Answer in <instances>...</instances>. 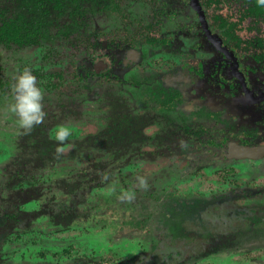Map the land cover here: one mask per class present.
<instances>
[{"label": "rangeland", "instance_id": "obj_1", "mask_svg": "<svg viewBox=\"0 0 264 264\" xmlns=\"http://www.w3.org/2000/svg\"><path fill=\"white\" fill-rule=\"evenodd\" d=\"M66 1L39 11L37 0H0V20L42 25L34 44L0 43V264H264V156L229 152L232 137L264 144L263 111L233 101L231 61L190 0ZM203 2L215 32L232 26L226 42L247 80H264V18L242 0ZM162 38L167 47L149 43ZM100 58L115 68L100 74ZM25 66L46 112L28 132L6 111ZM161 85L183 93L192 136L186 114L159 122ZM61 123L73 129L64 142L50 137Z\"/></svg>", "mask_w": 264, "mask_h": 264}, {"label": "flooded vegetation", "instance_id": "obj_2", "mask_svg": "<svg viewBox=\"0 0 264 264\" xmlns=\"http://www.w3.org/2000/svg\"><path fill=\"white\" fill-rule=\"evenodd\" d=\"M198 4L199 6H195L193 0H190V5L192 6V8L194 9V11L196 12L197 16L199 17V21L201 24V28L203 29L204 33L206 34V37L208 38V40L210 41V43L214 46V48L216 50H218V52L222 53L225 57H227L230 61H231V73L238 79L237 81L239 82V84L241 85L242 88V93L238 96H235L233 101L236 104H239L244 107H252L253 105L256 107H258V109H261V111H263V115L262 118H264V80H247V78L244 76V74L242 73V71H240V59L238 57V55L233 51V49L228 46L227 42H226V37H230V35H233L231 30H229L230 27H232L230 24H228L229 26H227V28L225 29V32L222 33V35L218 34L217 32H215L214 29H212V23L210 21L209 15L208 14V7H207V3L203 2V0H198ZM242 5H244L245 11L247 12V14L252 17V18H264V9L261 8L258 5V0H242ZM264 7V5H263ZM202 12V13H201ZM203 14V16H202ZM190 31H188L186 33V35L188 36V33ZM210 33V35L212 37H214L216 40H220L221 44H223L229 51L230 56L227 55L224 51H222L216 44L215 41H213L208 34ZM208 33V34H207ZM225 35V36H224ZM178 38V35H175ZM225 38V40H224ZM169 38H162L159 39V41L157 40H150V44L151 45H156L158 43L159 47H167V45L169 44L170 41H168ZM189 49V48H188ZM187 49V50H188ZM193 48L189 49L190 51H192ZM185 50L181 51V54H184ZM232 56V57H231ZM187 60V58H186ZM189 60V58H188ZM115 68V62L114 60H112V58H105V59H101L95 62V68L96 71L99 72L100 74L106 73L112 68ZM99 68V69H98ZM103 68V69H102ZM242 75V76H240ZM142 81H146V80H142ZM151 81V80H150ZM190 80H185L184 83H188ZM211 81V80H209ZM143 82V83H144ZM214 82V80H213ZM209 84V82H208ZM205 85H202V87L200 89H197L195 91V93L197 94L199 90L205 89ZM226 90V87H224V92ZM218 91H220V88H216L215 93L217 94ZM155 94V95H154ZM153 94V97L156 96V99L158 100V103H160V107L162 108V110H159L158 115H159V122L163 125L168 123L169 118H168V114H166V110H170L172 111V113H176V117L179 115H183L186 114L184 118H181L182 122H185V124H180L182 125L184 128L183 132H185V136H192L190 134V131L192 128L191 125L188 123L190 121H188V116L187 113L189 111L190 114V110H188V104L184 98L183 93L181 92V90H178L177 88H173L172 90H170V88H167V86L161 85L159 88L155 89V92ZM222 93H220L221 95ZM245 97V98H243ZM241 98H243L244 100H242ZM246 99V100H245ZM144 104V101H143ZM261 111L259 113H261ZM254 112V111H253ZM147 120H151V114H148L147 116ZM179 122V120H178ZM177 122V123H178ZM149 124H152L151 121L149 122ZM175 126H177V124H175ZM145 127V126H143ZM225 126H221L219 127V135H221V137L219 136V139H224V134L222 133L225 129ZM180 129V128H179ZM185 129V131H184ZM207 130H210L209 132L214 133V130L211 129L210 127L206 128ZM247 131V130H246ZM174 135L176 136V134L174 133ZM253 132H251L250 134L245 135V138H251L253 139ZM232 136H230L231 138ZM179 138H185L183 136V133L181 132L179 135ZM233 139L231 140V142L229 143V152L231 150V147L233 144H240L241 142H236V140L234 141V137H232ZM214 139H217L214 136ZM190 140V139H188ZM208 141V140H207ZM248 141H250L248 139ZM210 142V141H209ZM213 143H217V144H222L223 141H221L220 143H218L217 140L212 141ZM191 144H193L191 142ZM242 145V144H240ZM264 145V144H262ZM231 155V154H230Z\"/></svg>", "mask_w": 264, "mask_h": 264}, {"label": "clouds", "instance_id": "obj_3", "mask_svg": "<svg viewBox=\"0 0 264 264\" xmlns=\"http://www.w3.org/2000/svg\"><path fill=\"white\" fill-rule=\"evenodd\" d=\"M258 3L264 5V0H258ZM12 89L13 101L7 106L6 111L14 115L15 122L20 129L25 132L31 131L46 116L43 105L45 93L31 67L25 66L17 72ZM72 130L70 123H61L51 131L50 137L58 142H64L72 135ZM62 150V144L58 143L57 151ZM137 179L141 186H146V179L143 176ZM134 196L133 191H123L120 199L131 200Z\"/></svg>", "mask_w": 264, "mask_h": 264}, {"label": "trees", "instance_id": "obj_4", "mask_svg": "<svg viewBox=\"0 0 264 264\" xmlns=\"http://www.w3.org/2000/svg\"><path fill=\"white\" fill-rule=\"evenodd\" d=\"M75 4H81L80 0H71ZM66 0H37V10L41 11L45 9V6L50 3H54L58 8L66 7ZM83 3V2H82ZM84 5V4H83ZM258 5L264 9L263 5ZM92 6V5H91ZM90 6V7H91ZM77 7V6H73ZM66 9H68L66 7ZM1 13V12H0ZM0 43H17L20 45H30L34 44L35 37H40L39 30L42 29V25L40 24L38 27H33L31 24L27 23L25 18L20 16L8 15L4 16L2 20H0ZM120 115V111L118 112Z\"/></svg>", "mask_w": 264, "mask_h": 264}, {"label": "water", "instance_id": "obj_5", "mask_svg": "<svg viewBox=\"0 0 264 264\" xmlns=\"http://www.w3.org/2000/svg\"><path fill=\"white\" fill-rule=\"evenodd\" d=\"M195 6H199L198 4V0H193ZM202 13V12H201ZM203 16V14H202ZM209 33V32H208ZM207 33V34H208ZM208 36L216 42L217 46L224 51L227 55L230 56V53L228 51V49L221 44L220 40H216L214 37H212L210 35V33L208 34ZM232 57V56H231ZM99 69V68H98ZM239 74V73H238ZM240 75V74H239ZM242 76V75H240ZM245 98V97H243ZM243 98H241L242 100H244ZM246 100V99H245ZM230 154L232 156H237V157H242V159L244 157H249V158H260L264 156V145H257V146H250V145H240V144H233L230 150Z\"/></svg>", "mask_w": 264, "mask_h": 264}]
</instances>
